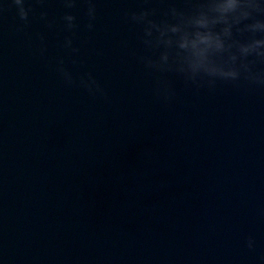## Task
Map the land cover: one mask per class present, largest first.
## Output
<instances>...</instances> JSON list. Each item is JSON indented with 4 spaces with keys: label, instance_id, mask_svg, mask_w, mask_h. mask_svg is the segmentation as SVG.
I'll return each instance as SVG.
<instances>
[{
    "label": "water",
    "instance_id": "obj_1",
    "mask_svg": "<svg viewBox=\"0 0 264 264\" xmlns=\"http://www.w3.org/2000/svg\"><path fill=\"white\" fill-rule=\"evenodd\" d=\"M29 2L24 25L0 0V264H264V87L146 68L128 14L167 3L96 0L89 30L83 0ZM61 57L106 95L67 84Z\"/></svg>",
    "mask_w": 264,
    "mask_h": 264
},
{
    "label": "clouds",
    "instance_id": "obj_2",
    "mask_svg": "<svg viewBox=\"0 0 264 264\" xmlns=\"http://www.w3.org/2000/svg\"><path fill=\"white\" fill-rule=\"evenodd\" d=\"M43 3L44 0H37ZM87 4V28H94L96 0H83ZM150 0H145V3ZM167 3L162 16L158 9L145 7L128 14L131 22L140 26V40L146 54L139 57L144 66L160 74L175 73L185 84L214 88L217 82L239 86L242 82L264 87V0H183L186 7L179 8L174 0ZM17 8V15L26 25L32 11L29 0H10ZM66 9L75 7L77 0H61ZM4 10L0 5V13ZM47 12L40 13L49 27ZM66 35L61 47L76 53L72 36L78 27L76 16L65 12L62 16ZM23 28V25L20 26ZM43 42V37H41ZM44 47H41L43 53ZM76 61L73 60V63ZM56 71L69 84H78L89 93L106 95L104 88L91 74L75 79L65 67L64 59L57 60ZM158 97L170 100L174 95L171 82L163 76L156 80ZM248 247L253 239L248 238Z\"/></svg>",
    "mask_w": 264,
    "mask_h": 264
}]
</instances>
